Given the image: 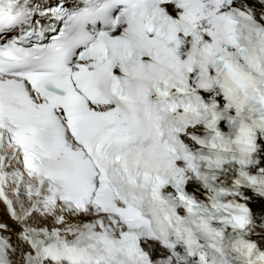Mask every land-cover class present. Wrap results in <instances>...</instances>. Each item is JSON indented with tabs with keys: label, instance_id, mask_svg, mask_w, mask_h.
Masks as SVG:
<instances>
[{
	"label": "snow or ice",
	"instance_id": "6c2138e0",
	"mask_svg": "<svg viewBox=\"0 0 264 264\" xmlns=\"http://www.w3.org/2000/svg\"><path fill=\"white\" fill-rule=\"evenodd\" d=\"M0 203V264H264V0H0Z\"/></svg>",
	"mask_w": 264,
	"mask_h": 264
}]
</instances>
